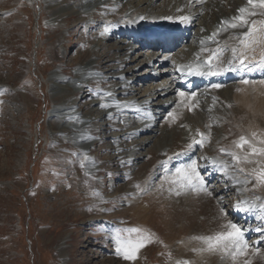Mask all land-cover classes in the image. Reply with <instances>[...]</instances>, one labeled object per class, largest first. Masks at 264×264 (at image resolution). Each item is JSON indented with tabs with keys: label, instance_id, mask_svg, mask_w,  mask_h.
<instances>
[{
	"label": "bare ground",
	"instance_id": "bare-ground-1",
	"mask_svg": "<svg viewBox=\"0 0 264 264\" xmlns=\"http://www.w3.org/2000/svg\"><path fill=\"white\" fill-rule=\"evenodd\" d=\"M86 1L94 2L82 6ZM246 1L202 0L197 3L196 0H73L66 3L64 0H45L50 13L58 14L68 6L74 14L78 13V24L80 19L89 28L93 27L90 24L93 18L87 15L98 11L100 14L95 35L91 36L96 45H89L91 41L86 42L89 47L78 59L73 77L66 74L63 75L67 77L60 76L57 72L51 76L56 87L60 88L58 92L63 90V93L54 96L55 109L50 117V126H57V130L68 126L70 133L72 116L75 117L78 112L74 110L73 100L76 97L72 96L77 95L83 85L90 86L91 82L103 85L108 82L109 88L103 89L102 86L105 92L96 97L95 102L92 101L93 104L97 103L99 111L94 112L91 126L94 128L92 122L106 126L112 124L108 128L112 131L105 130L100 138L94 136L92 131L91 135L103 140L101 143H105L107 149L108 142L112 140L109 145L112 150L108 149V154L123 173L124 183L126 181L121 193L127 192L130 195L131 200L126 201L128 209L130 203H136L132 214L125 209L126 213L136 217L132 226L148 230L154 238L156 236L166 245H176L179 250L185 251L182 264H264V233L256 230L264 228V219L260 218L264 195L257 192L261 184L251 174L253 168L264 167V155L252 153L249 144L242 148L235 146V142L244 136L252 147L264 148V143H261L264 140V83H261L264 81V38L258 33L244 36L247 26L219 27L220 21L230 20L238 15L237 9L245 7L257 13L247 18L249 21H257L255 27L259 28V21L264 20V9H251ZM181 16H187L189 20L182 22L178 19ZM177 23L180 26L174 32ZM159 26L162 29L157 31ZM182 30L188 33L187 40L179 46V50L172 53V45L178 41ZM153 35H157L150 46L153 51L150 55L142 54L138 41H146L147 37ZM209 38H212L211 42L207 40ZM252 39L257 42L251 43ZM105 41H114L112 46L115 43L118 46L116 49L119 57L113 67L115 70L106 73L98 68L97 63L91 66L93 68H84L90 58H99L98 50L104 48ZM62 42L63 36L58 41V49L62 47ZM233 48L237 49L238 58L244 57L243 64L239 63V59H233ZM154 59L162 63L161 68L151 64ZM178 67L183 70H177ZM189 68L204 73L198 77L192 93L189 88L194 82V76H188ZM209 69L215 74H207ZM84 72L96 76L98 81L89 80L81 84ZM163 75L167 78L161 79ZM244 80L250 83H242ZM73 81L80 82V86L76 87L78 90L73 89ZM214 83L219 87H212ZM141 84L142 88L139 87ZM56 107L62 109L61 115L55 114ZM171 108L176 111L174 115L177 122L175 126L172 125L173 133L167 132L162 126L163 119L173 120L165 114ZM215 110L221 112V115L215 113ZM211 113L216 114L218 120L211 118ZM79 126L86 129L87 123ZM197 130L205 134L203 147L198 144L196 148L194 146L188 150L187 145L193 139H200L196 136ZM88 131L84 132L87 137ZM253 133H256L255 137ZM66 137L63 136V139L67 145L72 147L75 143L79 148V142L69 141ZM103 138L111 140L106 139L105 142ZM94 141L93 144L87 141L88 146H82L76 168L84 169L83 165L91 168L89 171L82 170L87 183L84 190L91 194L94 191L96 202L105 206L98 207L101 212L107 208L106 201L112 199L109 195L106 199L97 193L101 192L103 181L94 177L101 171L96 157L91 154ZM221 149L242 158L248 156L259 163L234 165L229 169L234 179H229L216 166H212L214 161L234 164L231 157L223 154ZM243 152L245 155H242ZM193 163L211 195L182 190L181 195L177 196L174 191L170 192L169 189L175 187L170 181L176 168ZM240 167L245 171L239 172ZM246 178L249 181L247 184ZM235 180H239V183ZM92 184L101 189L96 187L89 191L87 186ZM108 187L110 193L115 194L112 184ZM227 189L233 193L234 199L227 198ZM238 201H252L248 205L256 207L252 211H240L236 208ZM175 222L181 224L174 228ZM229 222L243 230L244 240L249 246L243 255L235 254L233 258L234 249L229 252L208 251L207 244L196 239L214 236L225 230Z\"/></svg>",
	"mask_w": 264,
	"mask_h": 264
},
{
	"label": "rangeland",
	"instance_id": "rangeland-1",
	"mask_svg": "<svg viewBox=\"0 0 264 264\" xmlns=\"http://www.w3.org/2000/svg\"><path fill=\"white\" fill-rule=\"evenodd\" d=\"M93 2L86 1L82 6ZM74 13L68 6L58 14L50 13L45 0H0V264H182L185 251L176 245H166L148 230L132 226L136 217L125 211L129 206L126 201L131 198L129 193H121L126 181L124 183L123 173L108 154L112 140L103 138L105 142L111 140L107 149L106 144L101 143L103 140L91 135L92 131L100 138L105 130L112 131L108 129L112 124L92 122L94 128L91 126L94 112L99 111L97 103L92 101L105 92L102 86L109 88L108 82L99 85L90 81V86L83 85L77 95L72 96L76 97L74 110L78 112L72 116L70 133L68 126L60 130L50 126L54 96L63 93V90L58 92L60 88L51 79L52 74L73 77L78 59L89 47L86 42L96 45L91 36L95 35L100 21L99 11L87 15L93 18L90 24L94 28L82 24L84 21L80 19L78 24V13ZM187 35L183 30L180 32L178 41L172 45V53L180 49ZM62 36V47L58 49ZM113 42L105 41L106 47L98 50L99 58H90L84 68H93L91 66L97 63L106 73L114 71L119 52L116 43L112 46ZM151 43L138 41L142 54H151ZM158 59L151 64L161 68ZM95 77L84 72L80 82L98 81ZM164 78L167 77L163 75L161 79ZM80 82H71L75 84L73 89L78 90ZM139 87L142 88V84ZM56 108L55 114L61 115L62 109ZM169 112L176 114L172 108L165 114ZM209 116L218 120L216 114ZM162 121L167 132L173 133L176 119ZM83 123H87L86 129L79 126ZM86 130L90 131L88 137L84 135ZM63 136L79 142V148L75 143L72 147L67 145ZM87 141L95 142L91 154L96 157L101 171L96 170L94 177L104 184L102 189L94 184L87 187L89 191L98 187L101 189L98 194L112 199L106 201L107 208L101 212L98 207L105 206L96 202L94 191L91 194L84 190L87 183L82 170L91 168L89 165H83L84 169L76 168L81 148L88 146ZM92 159L96 165L93 156ZM110 184L116 195L110 193ZM259 187L261 192H257L264 195V184ZM228 190L227 198L234 199ZM134 207L136 203H130L127 211L131 213ZM179 224L181 222H175L173 227ZM136 244L143 246L136 248L133 259H125L124 248L130 249ZM117 247L122 249L119 254Z\"/></svg>",
	"mask_w": 264,
	"mask_h": 264
},
{
	"label": "snow or ice",
	"instance_id": "snow-or-ice-1",
	"mask_svg": "<svg viewBox=\"0 0 264 264\" xmlns=\"http://www.w3.org/2000/svg\"><path fill=\"white\" fill-rule=\"evenodd\" d=\"M197 3L202 2V0H196ZM247 3L251 6V9H255L257 7L264 9V0H247ZM239 15L232 17L230 20H222L220 21L221 25L226 26V28H237V27H243L247 26V32L244 33V36L250 37L253 33H258L260 37L264 38V20L259 21V28H256L255 25L257 24V21H249L247 17L254 16L257 13L253 10L247 9L245 7H241L238 9ZM171 19V18H169ZM180 21H188L189 17L187 16H181L178 18ZM107 31V29H105ZM213 35H216L214 33ZM211 39V38H209ZM256 39H252L251 43H256ZM203 43V41H202ZM247 48L248 45H245ZM233 53V59H239V63H244V57L241 56L240 58L237 57V49H232ZM177 70H183L178 67ZM189 71L191 72L192 69L189 68ZM204 74V73H199ZM210 75H214L215 73L209 69L208 73ZM244 84L250 83L247 80L242 81ZM261 83H264L262 81ZM213 87H219V85H213ZM179 95L183 96L184 93H179ZM169 117H172L173 122L175 121L176 117L173 116L172 112L168 113ZM253 137L256 136V133L252 134ZM196 136L200 137L199 140L193 139L191 143L187 145V149L191 150L194 145L199 144L201 147H203V142L205 139V134L201 133L199 130L196 131ZM261 143H264V140L261 141ZM249 144L251 147L252 153H254L257 156L264 155V148L257 149L256 147H252L250 144V141H248L244 136H241L239 138L238 142H235V146L237 148H242L243 145ZM221 152L225 155H228L231 157V160L234 162V164H228L226 162L221 161H214L215 166L217 169L222 172L226 177L229 179H234L229 174V169L233 168L234 165L239 164H247V163H259L258 161L251 160L248 156L240 157L236 153L228 152L225 149H221ZM239 172H244L245 169L243 167H240L238 169ZM251 174L255 175L256 181L258 184H264V167L258 166L252 169ZM236 183H239V180H235ZM249 181L246 178L245 184H247ZM170 183L174 185V188H170L169 191H174L175 195L179 196L181 195L182 190H189L192 192L200 193L204 192L206 195H211L210 192H208L207 188L204 186V181L200 174L196 171V165L195 163L186 165L183 168H176L175 174L173 175ZM139 187V185L137 186ZM255 187V185H253ZM255 205H248L247 201H238L236 208L240 211H252L255 209ZM261 210V219H264V204L260 205ZM223 211V209H221ZM258 232L264 233V228H257ZM130 231H138L137 229H131ZM147 239V237H146ZM196 239L202 240L205 244H207V250L208 251H222V252H229L230 249H234L235 253H233V258H235V254L243 255L247 249L248 244L244 240L243 237V230L239 228L235 223L229 222V224L225 227V230L220 231L216 233L214 236L209 237H196ZM143 246L142 244H136L134 246H131V248H124L123 255L125 259H133L134 258V252L136 248ZM204 249H201L203 251ZM122 249L120 247L117 248V253H121ZM184 264H187V262H184Z\"/></svg>",
	"mask_w": 264,
	"mask_h": 264
}]
</instances>
